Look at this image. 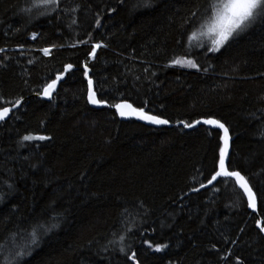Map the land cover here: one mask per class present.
<instances>
[{"label": "trees", "instance_id": "16d2710c", "mask_svg": "<svg viewBox=\"0 0 264 264\" xmlns=\"http://www.w3.org/2000/svg\"><path fill=\"white\" fill-rule=\"evenodd\" d=\"M53 7L0 0V107L23 98L0 124V264H134L133 251L140 264H236L237 256L264 264L256 225L264 219V23L210 52L189 39L209 0ZM95 43L107 45L88 64L98 98L146 104L173 126L91 106L82 64ZM53 45L50 56L40 51ZM185 56L199 68L172 65ZM68 63L75 69L52 99L37 97ZM204 118L229 128L230 170L248 179L258 213L234 181L200 188L217 168L223 133L177 121ZM29 134L51 139L24 141ZM157 243L168 247L156 252Z\"/></svg>", "mask_w": 264, "mask_h": 264}, {"label": "snow or ice", "instance_id": "6c2138e0", "mask_svg": "<svg viewBox=\"0 0 264 264\" xmlns=\"http://www.w3.org/2000/svg\"><path fill=\"white\" fill-rule=\"evenodd\" d=\"M60 0H32L33 8H47L49 6L58 7ZM193 16L196 13H192ZM257 22L264 23V0H209V9L205 18L201 21L199 28L196 31L191 33L189 37L190 40H199L201 37H207L210 41L211 46L208 48L210 52H218L220 49L232 38L240 35L243 32L248 31L253 27ZM75 23V21H73ZM97 26H99L100 21H96ZM37 38V33L32 34V39ZM91 39V38H90ZM80 44H87L88 41H78ZM77 44H72L70 47L75 48ZM56 46L53 45L51 48H42L41 52L45 56H50L53 48ZM63 47V45H61ZM102 47H107V45L102 43H95L91 46V50L87 53L88 60H85L82 64L83 75L87 80V100L90 104L95 106H106L115 108L121 117H136L139 120L148 122L154 125H168L170 121L168 119H163L158 115H151V109L148 112L145 111V104L142 107L136 108L132 104L123 102L118 104L109 105L106 99L98 98L97 91L94 87V81L89 75L91 69L88 67L89 60H95L97 56V50ZM200 47H203V44H200ZM4 49L0 48V52H3ZM32 63V61H29ZM172 65L176 66H187L191 68H199V65L191 59L185 57H177L172 60ZM75 65L68 63L64 66L63 72L57 74L55 79H52L51 82L46 83L43 86L42 95L47 98H51L53 92L56 91L57 85L61 80L64 79L65 75L73 72ZM206 70V69H205ZM101 92L103 91L101 87ZM2 100V98H0ZM23 98H19L15 101H4V104H11V107L3 106L0 107V122L4 121L8 117L9 113L13 111L14 108H19L21 106ZM179 124H183L186 128H193L195 125L201 123L215 127L222 130L223 135L220 137L222 140V146L219 148L218 155V164L214 174L207 179V184L201 183L200 188H206L208 185H213L214 182H224V181H234L235 185L242 190V193L247 198V207L255 211L257 209V196L253 191L251 185L248 182V179L241 174L238 170H230L229 164V149H230V134L229 128L225 126L219 120L209 118L201 120H196L194 123H188L187 121H177ZM50 136L46 135H25L23 137L24 141H45L50 140ZM219 191V189H216ZM193 191H199V189H193ZM261 202L264 203V193L261 194ZM257 227H259L261 232H264V219L256 221ZM242 231V230H241ZM124 236L120 237V241L123 242ZM38 243V233L34 229L31 233V244L36 245ZM150 248L153 247L150 241H145ZM168 247L167 244L157 243L154 246L156 252H162ZM121 252H124L123 247L120 248ZM24 252H20L18 255L20 258H23ZM30 254V253H29ZM228 255H231V250H229ZM226 255L223 259H227ZM128 259L133 261L134 264H140L139 259L135 251L128 256ZM236 264H243V261L237 256L235 258Z\"/></svg>", "mask_w": 264, "mask_h": 264}, {"label": "water", "instance_id": "95a60500", "mask_svg": "<svg viewBox=\"0 0 264 264\" xmlns=\"http://www.w3.org/2000/svg\"><path fill=\"white\" fill-rule=\"evenodd\" d=\"M75 69V68H74ZM89 75H90V73H89ZM67 76V74L65 75V77ZM65 77H64V79H65ZM63 79V80H64ZM63 80H61L60 82H59V84L57 85V88L59 87V85L62 83V81ZM53 94H54V92H53ZM53 94H52V97H53ZM36 96L37 97H39V98H42V99H45V100H51L52 99V97L51 98H47V97H44L43 95H42V93H40V94H36ZM123 102H127V103H130V104H132L131 102H129V101H120V102H118V103H123ZM117 103V104H118ZM133 105V104H132ZM91 106L92 107H94V108H102V107H106V106H95V105H92L91 104ZM9 107H11V106H9ZM133 107H135L134 105H133ZM16 109H18V108H14L13 109V111H15ZM114 110H115V112L117 113V115H118V117L122 120V121H128V120H137V121H139V122H142V123H144V124H147V125H150V126H154V127H165V126H168V127H171V126H173V124L172 123H170V124H168V125H154V124H150V123H148V122H145V121H142V120H139L138 118H136V117H121L120 115H119V112L115 109V108H113ZM12 111V112H13ZM11 112V113H12ZM11 113H9V115H8V117H6L5 118V120H7L10 116H11ZM150 114V113H149ZM151 115H153V114H151ZM204 119H207V118H204ZM204 119H199V120H201V121H203ZM209 119V118H208ZM213 119H215V118H213ZM4 120V121H5ZM217 120V119H216ZM3 122V121H2ZM2 122H0V124L2 123ZM223 123V122H222ZM174 125H179V124H174ZM183 125V124H182ZM200 125H205V124H203V123H201V124H199V125H195L193 128H187V129H195V128H197V127H199ZM184 126V125H183ZM205 126H207V127H212V126H209V125H205ZM226 126V125H225ZM227 127V126H226ZM222 131V130H221ZM223 133V132H222ZM229 134H230V131H229ZM230 137H231V134H230ZM231 146H232V137H231V140H230V149H229V158H230V155H231ZM253 189V188H252ZM254 191V190H253ZM255 192V191H254ZM253 213H258V199H257V209L255 210V211H253L252 209H250ZM263 234H264V232H263Z\"/></svg>", "mask_w": 264, "mask_h": 264}, {"label": "rangeland", "instance_id": "374dc122", "mask_svg": "<svg viewBox=\"0 0 264 264\" xmlns=\"http://www.w3.org/2000/svg\"><path fill=\"white\" fill-rule=\"evenodd\" d=\"M196 43H201V42H208L210 44V41L207 37H201L199 40H194ZM211 45V44H210ZM184 68H190V69H197V68H191L187 66H183Z\"/></svg>", "mask_w": 264, "mask_h": 264}]
</instances>
